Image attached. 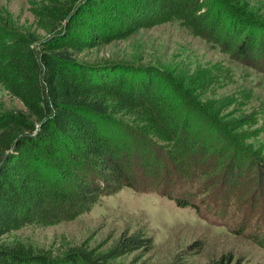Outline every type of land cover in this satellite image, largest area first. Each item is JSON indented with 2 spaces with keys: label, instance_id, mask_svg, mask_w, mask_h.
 Segmentation results:
<instances>
[{
  "label": "trees",
  "instance_id": "obj_1",
  "mask_svg": "<svg viewBox=\"0 0 264 264\" xmlns=\"http://www.w3.org/2000/svg\"><path fill=\"white\" fill-rule=\"evenodd\" d=\"M105 2L49 0L38 10L39 24L49 34L45 40L0 24V83L26 108V112L0 114V238L34 220L70 219L99 195L124 186L158 192L178 206L195 209L196 193L185 190L181 197L173 195L175 185L194 186L200 175L206 178L198 193L211 190L212 196L228 201L235 191L243 165L235 162L234 153L227 155L226 149L217 147L222 140L218 130L211 129V134L192 130L191 119L172 108V94L158 90L154 81L94 74L75 60L65 41L79 38L75 26ZM156 2L165 14L146 24L161 23L176 14L195 34L219 43L237 60L252 64L253 59H264V26L239 2ZM108 9L128 22L139 21L131 0H113ZM126 112L134 116L130 123L115 118ZM148 137L173 143L176 156L165 157L162 146H155ZM133 143L142 147L135 148ZM151 153L158 154L150 158ZM226 157L231 158L224 164ZM222 164L225 174L235 171L223 176V187L214 188V174ZM220 206L214 210L222 217L226 207ZM152 248L153 239L143 229H125L105 251L79 243L56 251L21 241L0 244V264H135L115 258L134 251L146 254ZM212 264L242 263L226 253Z\"/></svg>",
  "mask_w": 264,
  "mask_h": 264
},
{
  "label": "rangeland",
  "instance_id": "obj_2",
  "mask_svg": "<svg viewBox=\"0 0 264 264\" xmlns=\"http://www.w3.org/2000/svg\"><path fill=\"white\" fill-rule=\"evenodd\" d=\"M48 1L0 0V24L33 32L45 40L49 34L39 24L38 10ZM112 1L106 0L105 6L89 15L86 22L77 24L79 38L69 39L65 45L73 51L75 60L94 74L105 72L113 79L123 75L130 81H154L158 90L172 94V108L182 118L191 119L192 130L198 128L208 134L211 129L218 130L222 140L217 147L226 149L227 155L234 153L235 162L243 165L235 191H231L228 201L212 196L211 190L198 193L206 178L200 175L194 186L175 185L173 195L181 197L185 190L196 193L195 209L178 206L158 192H137L124 186L114 193L99 195L70 219L26 223L3 235L0 244L21 241L34 248L56 251L79 243L105 251L125 229H143L153 239L151 251H134L116 261L212 264L220 255L231 253L242 264H264V59H253L252 64L237 60L219 43L195 34L176 14H170L164 22L146 24L150 18L165 14L157 0H131L137 8L138 22H128L111 12L108 8ZM234 1L264 26V0ZM261 31L264 37V29ZM98 34L101 37L96 39ZM14 111L26 112V108L0 83V114ZM133 117L130 113L115 115L123 124L130 123ZM148 139L162 146L165 157L176 156L173 143ZM133 144L135 148L142 147ZM157 154L151 153L150 158ZM230 158L222 162L227 164ZM222 166L214 174V188L223 187V176L235 171L229 169L225 174ZM197 169L200 172L202 167ZM206 182L209 183L207 179ZM221 204L226 207L222 217L219 210H214Z\"/></svg>",
  "mask_w": 264,
  "mask_h": 264
}]
</instances>
